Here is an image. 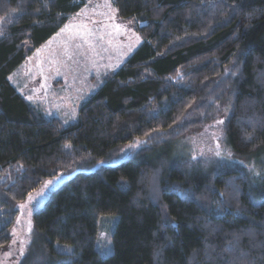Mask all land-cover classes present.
Wrapping results in <instances>:
<instances>
[{
  "label": "trees",
  "instance_id": "trees-1",
  "mask_svg": "<svg viewBox=\"0 0 264 264\" xmlns=\"http://www.w3.org/2000/svg\"><path fill=\"white\" fill-rule=\"evenodd\" d=\"M85 2L0 0V248L14 202L74 171L32 213L19 264H264V0H112L141 42L63 124L8 76ZM223 98L224 142L254 156V175L175 154ZM135 138L142 146L107 161ZM105 214L116 220L103 255Z\"/></svg>",
  "mask_w": 264,
  "mask_h": 264
},
{
  "label": "rangeland",
  "instance_id": "rangeland-1",
  "mask_svg": "<svg viewBox=\"0 0 264 264\" xmlns=\"http://www.w3.org/2000/svg\"><path fill=\"white\" fill-rule=\"evenodd\" d=\"M62 28L65 30L61 33ZM140 42L141 38L132 23L117 15L112 0H86L46 41L27 54L8 77L35 110L44 116H56L61 123L67 124L75 119L80 103ZM195 105L193 103L189 106L192 112ZM229 106L227 98L217 102L202 123L189 127L183 137L175 142V154L183 152L194 162L202 160L206 168L214 161H223L230 167L254 175L257 173L254 156L233 153L224 142L223 123H216L224 120L230 110ZM217 144L221 152L219 157L214 155ZM139 146H142V140L137 138L124 143L107 161L117 162ZM73 173L71 171L48 178L30 190L24 198L14 202L16 213L10 227L9 241L0 248V264H19L35 236L32 213L55 187ZM115 220V215L97 217L95 246L103 255L112 249L110 233ZM54 246L61 251L71 250L67 244L56 242Z\"/></svg>",
  "mask_w": 264,
  "mask_h": 264
},
{
  "label": "snow or ice",
  "instance_id": "snow-or-ice-1",
  "mask_svg": "<svg viewBox=\"0 0 264 264\" xmlns=\"http://www.w3.org/2000/svg\"><path fill=\"white\" fill-rule=\"evenodd\" d=\"M66 27H67V26H66ZM64 30H65V29L62 28V29L60 30L61 33L64 32ZM0 34H2V33H0ZM89 34H90V33H89ZM137 39H139V37H137ZM77 47H79V45H77ZM66 54H67V53H66ZM232 74L235 75V73H232ZM65 123H67V121H65ZM216 123H218V124H222L223 121H217ZM131 147H135V145H132ZM210 151H212V150L210 149ZM201 155H203V152H201ZM214 155L217 156V157H219V156L221 155V152L219 151V144H217L216 150L214 151ZM193 159H195V157H193ZM152 182H153V190L155 191L156 175L153 176V178H152ZM49 183H51V181H49ZM220 195L223 196V193H221ZM20 252H21V255L24 254V253H23V248H21Z\"/></svg>",
  "mask_w": 264,
  "mask_h": 264
}]
</instances>
